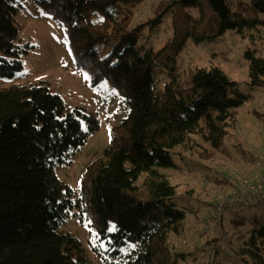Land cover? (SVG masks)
<instances>
[{"label":"trees","instance_id":"1","mask_svg":"<svg viewBox=\"0 0 264 264\" xmlns=\"http://www.w3.org/2000/svg\"><path fill=\"white\" fill-rule=\"evenodd\" d=\"M26 1L37 2L65 29L77 66L93 85L107 80L119 91L126 115L76 190L56 166L72 163L99 131V112L68 105L47 80L0 89V264H93L77 236L62 229L72 216L90 229L91 247L105 264H171L170 240L184 229L190 207L168 170L179 168L188 153L208 163L227 154L226 139L255 93L243 92L214 64L195 66L190 88L175 78L156 93L153 70L163 61L143 41L145 33L172 15L179 35L167 48L176 60L188 41L217 43L231 30L255 37L264 26V0H207L211 11L204 0H167L145 18L134 10L148 0H0V77L24 71L27 50L18 41L16 17ZM112 40L111 53L101 57L97 47ZM244 57L245 82L264 86V56L247 47ZM218 177V184L225 182ZM224 212L219 219L213 212L217 225L223 226ZM251 225L234 254L264 264V225ZM220 250L217 242V255Z\"/></svg>","mask_w":264,"mask_h":264},{"label":"rangeland","instance_id":"2","mask_svg":"<svg viewBox=\"0 0 264 264\" xmlns=\"http://www.w3.org/2000/svg\"><path fill=\"white\" fill-rule=\"evenodd\" d=\"M238 1L231 0L232 4ZM204 2L211 11L207 0ZM166 3L167 0H148L134 12L143 18L155 16ZM172 19V15H167L164 23L152 32L147 30L143 39L164 62L153 70L156 93L162 94L167 83L173 84L175 78L180 79L182 87L190 88L193 68L214 64L236 80L243 92L255 95L250 104L241 108L237 128L231 129L226 139L227 154H220L218 159L208 163L197 159L195 152L188 153L179 168L168 170L171 181L178 187L179 197L186 199L183 201L190 207L184 229L170 240L174 246L171 264H252L249 255H237L234 251L248 239L253 227L251 220L264 225V205H237L227 209L223 214V226L215 223L213 208L224 193L231 191L235 182L253 181L264 174V106L260 105L261 101L264 103V86L248 85V64L244 57L247 47L264 56V26L252 32L255 37H244L231 30L217 43L188 41L180 56L172 60L168 58L170 49L167 47L179 35L172 26ZM16 20L20 25L18 41L27 50L21 55L25 68L14 77H0V89L47 80L51 90L60 94L68 105L95 109L101 116L99 131L91 136L73 162L56 166L59 177L78 190L83 171L110 145L114 125L126 115L123 97L107 80L96 85L91 83L88 74L77 66L65 29L37 2H24ZM114 44L112 40L108 45L98 46L99 55H109ZM217 177L225 182L218 184ZM241 219L245 222L235 226L234 220ZM62 229L77 236L93 264H105L91 247L90 229L81 225L77 217L72 216ZM213 238H217L216 242L215 239L210 242ZM217 242L221 248L218 255L215 252Z\"/></svg>","mask_w":264,"mask_h":264},{"label":"built area","instance_id":"3","mask_svg":"<svg viewBox=\"0 0 264 264\" xmlns=\"http://www.w3.org/2000/svg\"><path fill=\"white\" fill-rule=\"evenodd\" d=\"M237 205H264V174L253 181L240 180L235 182L231 191L215 203L213 212L217 217L220 215L219 219L222 212Z\"/></svg>","mask_w":264,"mask_h":264},{"label":"snow or ice","instance_id":"4","mask_svg":"<svg viewBox=\"0 0 264 264\" xmlns=\"http://www.w3.org/2000/svg\"><path fill=\"white\" fill-rule=\"evenodd\" d=\"M109 230H112V229H109Z\"/></svg>","mask_w":264,"mask_h":264}]
</instances>
